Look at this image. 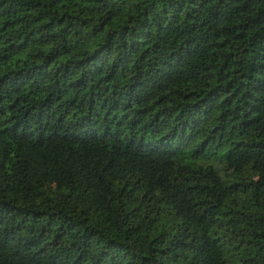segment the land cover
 Instances as JSON below:
<instances>
[{"label":"trees","instance_id":"1","mask_svg":"<svg viewBox=\"0 0 264 264\" xmlns=\"http://www.w3.org/2000/svg\"><path fill=\"white\" fill-rule=\"evenodd\" d=\"M0 264H264V0H0Z\"/></svg>","mask_w":264,"mask_h":264}]
</instances>
